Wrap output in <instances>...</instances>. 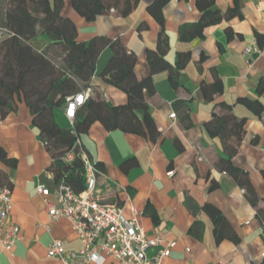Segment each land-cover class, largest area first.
Wrapping results in <instances>:
<instances>
[{"label": "crops", "instance_id": "obj_1", "mask_svg": "<svg viewBox=\"0 0 264 264\" xmlns=\"http://www.w3.org/2000/svg\"><path fill=\"white\" fill-rule=\"evenodd\" d=\"M153 1L140 0L128 14L121 15L113 1L106 0L105 10L92 21L79 17L69 0H64L61 8V15L75 25L77 41L87 42L94 36L119 39L133 59L139 80L150 73L147 52L156 50L159 36L166 42L164 60L174 71V86L168 70L151 75L155 94L146 95V102L159 132L154 142L148 135L106 131L98 122L79 135L85 153L103 173L97 179L99 195L119 206L127 219L132 217L133 207L147 236L162 238L160 247L175 241L161 264H264V223L256 217L245 190L217 169V161L226 158V152L219 138L211 137L205 128L213 114L226 113L221 104L229 106L236 119L245 120L231 163L247 174L260 199L259 207L264 209V92L257 93L258 83L264 79V18L254 2L238 0V16L223 17L205 27L202 37L183 39V33L200 18L197 0H167L161 8L162 24L147 10ZM232 5V0H216L213 8L223 15ZM259 5L264 8V0H259ZM257 35L263 40V54L245 55V47H258ZM30 44L38 51L49 46L41 35ZM180 55L188 58L175 71ZM110 56L105 48L95 62L91 95L99 94L110 105L120 106L126 103L125 93L99 76ZM215 80L222 83L223 91L206 101L201 85ZM239 99L259 101L262 114L256 116ZM172 113L175 119L169 118ZM137 115L142 117V112ZM52 117L59 128H72L64 107L53 109ZM52 154L24 104L0 120V185L10 188L8 219L20 230L11 253L0 246V264H57L47 256L52 240L61 241L68 252L81 249L65 219L49 221L44 198L36 191L38 186L47 189L48 198L54 201ZM206 205L221 213L235 241L216 240ZM104 264L114 262L108 257Z\"/></svg>", "mask_w": 264, "mask_h": 264}, {"label": "trees", "instance_id": "obj_2", "mask_svg": "<svg viewBox=\"0 0 264 264\" xmlns=\"http://www.w3.org/2000/svg\"><path fill=\"white\" fill-rule=\"evenodd\" d=\"M64 0H0V120L5 114L24 104L37 128L46 148L52 149L51 171L58 179H65L75 191L83 188V165L80 157L75 156L70 164L61 162V157L69 152L74 144L75 136L85 134L91 124L100 123L106 131H120L127 134L148 135L154 142L159 132L148 113L146 95L153 96L155 88L151 75L161 70H168L169 81L174 86L173 72L164 60L166 42L159 36L156 50L147 52L150 73L138 79L133 59L127 53L119 39L106 36H94L87 42L76 40V28L73 22L61 15ZM106 0H69L71 8L86 21H92L105 10ZM113 8L121 15L128 14L140 0H112ZM167 0H155L147 7L155 20L162 24L161 8ZM216 0H197L195 6L200 12L199 20L181 36L183 39L202 37V30L215 25L224 18L239 15L238 0H232V7L222 15L215 10ZM38 35L48 40V47L38 51L33 46L26 49ZM256 45L261 48L262 37L257 35ZM24 47V50L22 49ZM60 48L63 58L56 65L50 58L51 51ZM108 48L111 56L100 78L123 91L126 103L112 106L99 94L89 96L74 116L71 129L59 128L52 117L53 109L63 108L67 97L86 89L91 90V78L95 71V62L101 52ZM186 55H180L176 70L182 68ZM222 83L215 80L211 84H202L201 92L206 101L221 94ZM264 92V79L258 83L257 93ZM243 105L256 116L263 112L262 104L257 100L239 99ZM226 111L223 116L212 115L205 128L211 137L219 138L226 158H219L216 167L229 174L237 185L245 190L256 217L264 223V209L259 207L257 194L251 187L247 174L231 163L244 133V119H236L229 106L221 104ZM137 111L142 112L138 117ZM232 141V143H231ZM98 167V165L96 164ZM99 168V167H98ZM3 184L0 186H5ZM217 241L237 238L231 232L221 213L213 206L206 205Z\"/></svg>", "mask_w": 264, "mask_h": 264}, {"label": "built area", "instance_id": "obj_3", "mask_svg": "<svg viewBox=\"0 0 264 264\" xmlns=\"http://www.w3.org/2000/svg\"><path fill=\"white\" fill-rule=\"evenodd\" d=\"M255 9L264 18V8L259 0ZM247 56H261V48L245 47ZM91 90L86 89L69 96L64 105V116L71 123L75 113ZM175 119V114L169 115ZM80 157L83 165V188L75 191L72 185L61 175L56 179L54 201L48 196L49 191L41 186L36 187L38 194L43 196L45 211L49 221L65 219L72 227L81 243L77 252L65 251L62 242L52 240L47 247V256L58 261L57 264H104L109 257L114 264H161L163 258L169 257L175 241H167L160 247L162 238L158 235L149 238L138 221V212L131 207L132 217L127 219L119 206L103 201L97 189V179L103 176L102 171L85 153L81 142L75 136L74 144L69 152L61 157V162L70 164L74 157ZM12 206L9 186H0V246L11 253L19 240V227L9 221L8 215ZM159 248L156 252L153 249Z\"/></svg>", "mask_w": 264, "mask_h": 264}, {"label": "rangeland", "instance_id": "obj_4", "mask_svg": "<svg viewBox=\"0 0 264 264\" xmlns=\"http://www.w3.org/2000/svg\"><path fill=\"white\" fill-rule=\"evenodd\" d=\"M29 45L31 46V44L29 43ZM29 45L24 44V46L26 47V49H29ZM24 50V47L22 48ZM49 58L56 64L59 65L61 63V59L63 58V54L60 50V48H56L54 50L51 51V54L49 55Z\"/></svg>", "mask_w": 264, "mask_h": 264}]
</instances>
